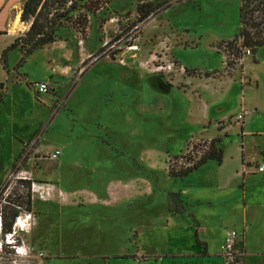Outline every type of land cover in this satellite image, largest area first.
<instances>
[{
	"label": "rangeland",
	"instance_id": "1",
	"mask_svg": "<svg viewBox=\"0 0 264 264\" xmlns=\"http://www.w3.org/2000/svg\"><path fill=\"white\" fill-rule=\"evenodd\" d=\"M161 1L68 0L60 7L66 16L56 21L53 43L35 50L21 67H15L20 52L8 53L11 73L0 91L6 104L0 112V161L10 169L0 189L8 184L5 192L16 200L17 193L27 192L25 180L52 187L60 203L45 205L35 193L34 207L51 212L45 218L51 228L71 230L60 232L56 242L49 235L31 240L47 252L80 256L65 263L51 258L52 264H147L151 252L170 249L166 218L173 210L181 213L182 204L170 193L178 191L180 179L168 171L188 165L180 156H200L210 141L199 137L204 125L230 126L220 134L228 142L243 141L245 159L262 160L264 46L230 67L220 48L238 32L239 0L182 1L136 21L137 4ZM70 6L76 8L67 11ZM83 15L87 27L81 33ZM22 23L19 17L18 36L31 20ZM39 82L47 93L35 91ZM251 108L259 113L247 120L242 140L240 125ZM224 116L230 117L216 120ZM255 165L248 172L260 175ZM245 179L244 194L240 189L232 199L242 196L254 206L246 212V220H256L245 236L247 256L238 228H224L223 237L237 232L231 256L222 249L223 237L216 241L209 229L201 235L211 250L220 247L224 264H264L262 179ZM191 231L183 230L180 250L197 249ZM58 245L65 248L59 251Z\"/></svg>",
	"mask_w": 264,
	"mask_h": 264
},
{
	"label": "crops",
	"instance_id": "2",
	"mask_svg": "<svg viewBox=\"0 0 264 264\" xmlns=\"http://www.w3.org/2000/svg\"><path fill=\"white\" fill-rule=\"evenodd\" d=\"M22 3L23 0H0V55L2 50L19 35L17 27H15L16 29H13V32L11 29L14 22L16 20L17 22L19 21ZM22 24L23 23L21 22V25ZM6 72L7 71L2 68V65L0 63V83L6 84ZM206 74L208 75V73ZM190 77L192 76H189L188 78ZM9 84H11V82ZM19 86L20 85L17 84L16 88L19 89ZM201 86L202 84L198 82L196 88L200 89ZM205 86L207 85L205 84ZM3 88H0V91ZM4 92V95L6 94L4 100H6L7 92L6 90ZM5 105L4 101L0 102V112L2 111L3 107H5ZM241 106H245V103H243ZM251 110L252 111H250L249 109L247 115L245 114L244 122H242V124L240 125L242 140L245 133L244 129L248 125L247 120L257 116L259 113L257 108H251ZM215 111L218 110L216 109ZM243 111H245V109H243ZM234 115L235 114L230 116ZM230 116H224L221 119L216 120L224 121ZM216 120H214L213 122H215ZM206 121L209 123L212 121V119L208 118ZM202 123L205 124L204 122ZM204 126L205 127L202 128V131L199 132V137L205 140H211L214 138H218L221 140L220 143L222 148V161L218 163L215 160H209L199 168L190 172L188 175L179 178L180 188L178 189V191H170V193L178 194V198L180 200V203L182 204V208H180L181 213H179L178 211L172 213L171 215L168 213V216L170 218H166L167 227L170 226L168 229L173 237L172 244L170 245V249H168L167 251H162L160 253H158L157 251L151 252L150 256L153 259L147 264H224L223 257L220 255V247L215 245V248L211 250L209 248V242L203 241L201 235L205 234L209 229L211 233L216 236V241L219 242L220 240H222L225 230L224 228L226 227L238 228L237 230L242 235V242L244 239V247L246 249L247 256L248 249L245 236L248 230L253 225H255L256 220H253L252 222L250 220H246V212L254 206H252L251 201H246L242 196L241 198H239V202H237L236 199L232 198L234 197L233 194L238 195L237 192L240 189H242V193L244 192V181L246 180L245 177L251 178L254 176H260V178L262 179V196L264 197V171L259 172L260 175H252L248 172V170L250 169V165L253 162H255L256 164L255 168L258 164L264 162V155H262V160L258 162L255 158L252 159L253 161L247 160L244 157L243 145H239L243 141L239 142L238 140H236L234 142H228L226 140L228 138H225L228 135L224 134L223 136L222 134H220L226 130L228 131V129L231 128L230 126L224 129H217L214 123H212V125L210 126ZM215 129L216 131H214ZM204 132L206 133L205 135L203 134ZM223 139L225 140L224 142ZM232 144H235L234 149L232 147ZM262 151H260L261 154ZM9 169L10 166L4 169V162L0 161V182L3 180ZM46 187H49V194L44 199H40L39 197H37V199L43 202V204L45 205L59 204L61 200L55 199L52 187ZM35 201L36 197L31 196L30 211H32L35 215V224L27 234L23 235V240L26 244V247L30 249V257L26 260L25 264H52L53 262L51 258L65 263L64 261L68 259L80 258V256L77 255H60L59 253L44 251L45 247L41 243L38 247H35V245L33 244L34 241L32 242L31 240L32 238L40 237L41 239H44L45 236L49 235V239L56 242L58 236H60V232L65 233L71 230H69V228L60 229L57 225H53L51 228L50 222L45 219L48 218V211H45L48 209L46 207L44 208L43 205L41 210L44 211L36 210L34 207ZM217 204L222 205L217 206ZM261 204L264 205V201L261 202ZM254 205L256 209L258 206L256 204ZM50 213L51 212H49V214ZM196 214H202L201 220L205 222V224H207L209 228H206L204 230L203 227L205 225L203 226L197 221ZM244 221L246 222L245 224L243 223ZM188 229L192 230L191 232H188V234H191L198 244L197 249H194L191 252L179 249V243H181L180 238L184 234L183 230ZM61 248L65 247L58 245L59 251L62 250ZM46 259L50 260L47 261ZM114 259L118 258L114 256Z\"/></svg>",
	"mask_w": 264,
	"mask_h": 264
},
{
	"label": "trees",
	"instance_id": "3",
	"mask_svg": "<svg viewBox=\"0 0 264 264\" xmlns=\"http://www.w3.org/2000/svg\"><path fill=\"white\" fill-rule=\"evenodd\" d=\"M68 0H23L20 21L27 22L31 20L29 29L21 36H17L9 45H7L1 52L0 63L2 68L9 72L7 68L8 53L17 50L20 52V58L15 67H21L26 61V58L30 56L35 50L41 49L43 46L51 44L56 39V27L60 26L59 22L61 18L66 16L60 14V7L63 6V2ZM172 1V2H170ZM164 0L161 2H141L135 6V12L138 22H142L148 17L155 16L162 11L168 9L172 4L179 3L187 0ZM59 2L56 7H53L55 3ZM70 3V2H69ZM239 26L237 34L231 39L223 41L220 48L222 54L225 57V64L230 67L233 61H237L242 58L247 52L252 56L255 55L260 47L264 46V0H239ZM98 5L97 2L94 3ZM75 6H70L66 10L71 11L75 9ZM97 8H95L96 10ZM75 24V23H73ZM81 27L80 32L85 31L87 27L86 15H83V20L79 22ZM102 51V49H99ZM116 53V52H114ZM4 87V83H0V88ZM2 94H0V98ZM220 139H211L206 146V149L201 152L200 156L193 160L191 158L183 157V160H189L188 165L181 167L179 170L173 172L168 171V176L175 178H182L188 175L193 170L199 168L201 165L209 160H215L220 163L222 161V148L218 144ZM26 156L23 158L25 161ZM13 164L12 167H15ZM26 184L27 192L25 196L22 194H16V200L8 199L9 204L3 206V219L9 218L7 222H4L5 229H9L13 218L17 214V210L11 206L16 203L17 205H23L26 210H30L31 205V193L29 192L30 181L25 180L23 185ZM177 194H174V196ZM177 212V210H173Z\"/></svg>",
	"mask_w": 264,
	"mask_h": 264
},
{
	"label": "built area",
	"instance_id": "4",
	"mask_svg": "<svg viewBox=\"0 0 264 264\" xmlns=\"http://www.w3.org/2000/svg\"><path fill=\"white\" fill-rule=\"evenodd\" d=\"M34 87L35 91L39 94H45L48 91V86L44 82H39L35 84ZM236 118L238 120L242 119V114L237 115ZM204 149H206V146L202 147V150ZM198 153L199 150L194 153L195 158ZM183 156H186V154ZM181 159L183 160V157H181ZM256 170L259 172L264 171V162L258 164ZM7 185H4L3 188L0 189V264L3 262L10 264H25L26 260L30 257V249L26 247L23 235L27 234L34 226L35 215L32 211L26 210L23 205L13 203L11 206L17 210V214L13 218L10 228L5 229L3 223V206L8 205V199L11 198L10 196L8 197V193L5 192V190L8 191ZM30 190L32 196L36 193L40 199H44L49 194V187H46V185L42 183L32 182ZM236 239L237 232L234 230L226 232L222 245V249L226 256H231L234 252L237 243Z\"/></svg>",
	"mask_w": 264,
	"mask_h": 264
},
{
	"label": "bare ground",
	"instance_id": "5",
	"mask_svg": "<svg viewBox=\"0 0 264 264\" xmlns=\"http://www.w3.org/2000/svg\"><path fill=\"white\" fill-rule=\"evenodd\" d=\"M16 21H17V20H16ZM16 21H15V22H16ZM15 22H14L13 27H12V29H11L12 32H13V29L15 28V24H16ZM15 29H16V28H15Z\"/></svg>",
	"mask_w": 264,
	"mask_h": 264
}]
</instances>
